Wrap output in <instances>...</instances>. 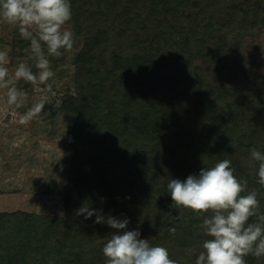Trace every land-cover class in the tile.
I'll return each instance as SVG.
<instances>
[{"label":"trees","instance_id":"16d2710c","mask_svg":"<svg viewBox=\"0 0 264 264\" xmlns=\"http://www.w3.org/2000/svg\"><path fill=\"white\" fill-rule=\"evenodd\" d=\"M70 3L85 31L74 93L60 104L75 116L63 213H0V264H105L115 230L77 215L81 206L127 218L126 230L167 248L177 264H195L203 217L170 207L171 178L231 160L264 212L250 166V150L264 152V60L255 55L264 0ZM14 45L30 41L17 36Z\"/></svg>","mask_w":264,"mask_h":264},{"label":"clouds","instance_id":"9594fccd","mask_svg":"<svg viewBox=\"0 0 264 264\" xmlns=\"http://www.w3.org/2000/svg\"><path fill=\"white\" fill-rule=\"evenodd\" d=\"M71 18L70 0H0V21L18 26L20 37L30 41L29 59L36 69L33 72L26 63H19L10 74L9 50H0V89L6 90L7 105L23 106L26 94L16 87L21 80L51 91L49 81L55 72L49 57L72 51L74 34L64 27ZM45 104V100L36 101L20 116L19 124L26 125L39 116ZM231 163L223 159L212 167H203L198 175L184 180L171 178L167 183L170 207L203 217L200 228L207 239L202 242L195 264H246L248 256L264 258V212L258 194L246 191L247 181L234 175ZM250 166L255 169L257 183L264 188V152L251 149ZM76 214L85 219L96 215L95 223H107L115 230L102 248L105 264H177L167 248L140 239L138 230H126L127 218L108 216L105 220L89 206H81ZM252 217L256 220L249 222ZM169 232L174 234L175 228Z\"/></svg>","mask_w":264,"mask_h":264},{"label":"rangeland","instance_id":"374dc122","mask_svg":"<svg viewBox=\"0 0 264 264\" xmlns=\"http://www.w3.org/2000/svg\"><path fill=\"white\" fill-rule=\"evenodd\" d=\"M74 34V47L61 57H49L55 76L49 81L51 91L34 87L23 80L16 87L26 94L22 107L6 103L5 89H0V213L24 211L58 215L63 213V194L70 165V135L75 116L60 110L61 99L74 93V60L82 48L83 20L71 19L64 26ZM18 26L0 21V50L8 49L10 74L19 63L36 71L29 59L30 45H14ZM264 60V38L255 49ZM39 100L46 104L42 113L26 125L19 118Z\"/></svg>","mask_w":264,"mask_h":264}]
</instances>
